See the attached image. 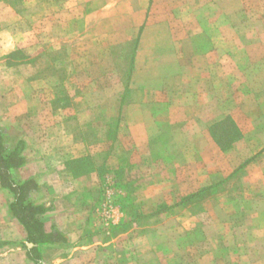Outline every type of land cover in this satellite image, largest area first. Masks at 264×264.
I'll return each instance as SVG.
<instances>
[{"label": "rangeland", "instance_id": "374dc122", "mask_svg": "<svg viewBox=\"0 0 264 264\" xmlns=\"http://www.w3.org/2000/svg\"><path fill=\"white\" fill-rule=\"evenodd\" d=\"M167 1L0 0V97L19 112L47 102L56 88L54 102L65 108L66 126L87 140L90 156L74 168L95 169L99 185L80 239L93 246L76 254L77 264H264V0H172L177 12L202 3V21L215 23V45L200 47L214 50L219 114L234 107L249 118L250 141L243 148L252 168L245 169L246 162L209 187L152 201L143 191L142 158H131L130 151L116 166L111 106L128 80L146 10L153 20L176 17ZM184 21H195L194 15ZM39 89L46 91L36 94ZM131 97L125 89L123 101ZM37 122L30 129L39 139L59 131ZM161 148L156 143L157 157Z\"/></svg>", "mask_w": 264, "mask_h": 264}, {"label": "crops", "instance_id": "0c3cea01", "mask_svg": "<svg viewBox=\"0 0 264 264\" xmlns=\"http://www.w3.org/2000/svg\"><path fill=\"white\" fill-rule=\"evenodd\" d=\"M167 2L176 17L153 20L155 16L149 17L151 10L147 9V20L137 25L128 80L117 90L111 106L115 110L116 166L123 164L130 151L131 158H142L148 178L143 191L152 201L172 191L178 195L184 190L196 192L209 187L251 158L243 148L250 141L249 118L234 107L221 114L217 111L214 50L205 53L200 47L215 45V23L205 25L202 21V3L188 7L186 2L184 11L177 12L176 1ZM178 15L184 19H178ZM189 15H194L195 21H184ZM125 89L132 95L128 101H123ZM55 90L51 89L47 102L26 105L19 112L0 97V126L9 149L22 143L20 155L25 162L12 169L13 177L17 181L36 179L39 188L31 193V199L45 207L39 214L45 230L56 229L67 238L65 243L38 245L44 264H77L76 254L93 246L92 242L80 245V239L86 223L91 222L87 217L99 185L98 173L95 169L74 168L79 160L90 156L91 150L84 137L67 127L69 117H65V108L54 102ZM44 91L39 89L36 94ZM99 108L104 109V105ZM37 118L44 125H57L59 131L37 138L30 129L40 124ZM104 121L107 123V117ZM168 141L179 145L172 149ZM156 143H162L164 150L159 157ZM156 161L160 162L157 171L151 167ZM251 163L244 168H252ZM11 199L10 191L0 185V264H35L27 255V247L33 243L26 240L24 227L11 214Z\"/></svg>", "mask_w": 264, "mask_h": 264}, {"label": "trees", "instance_id": "16d2710c", "mask_svg": "<svg viewBox=\"0 0 264 264\" xmlns=\"http://www.w3.org/2000/svg\"><path fill=\"white\" fill-rule=\"evenodd\" d=\"M22 144V143H21ZM21 144L9 149L4 142L3 129L0 126V185L10 191L12 199L9 205L11 214L22 224L26 232V240L33 243L27 247L28 257L35 264H44L39 251V244H53L67 242L66 236L53 229L46 231L39 218L45 207L31 199V193L39 188L34 177L17 181L12 174V169L20 167L25 158L20 155ZM82 160L78 161L81 163Z\"/></svg>", "mask_w": 264, "mask_h": 264}]
</instances>
